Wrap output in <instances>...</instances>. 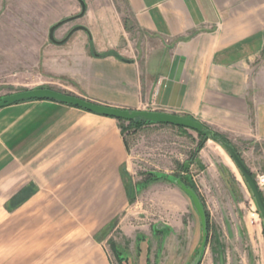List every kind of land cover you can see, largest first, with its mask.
Here are the masks:
<instances>
[{
  "label": "crops",
  "instance_id": "obj_1",
  "mask_svg": "<svg viewBox=\"0 0 264 264\" xmlns=\"http://www.w3.org/2000/svg\"><path fill=\"white\" fill-rule=\"evenodd\" d=\"M5 4L46 27L62 23L54 39L64 43L48 41L68 51L44 66L76 76L78 97L195 120L242 142L245 165L264 175V72L255 64L264 0ZM128 158L115 119L50 100L0 109V264H113L100 221L116 220L136 194Z\"/></svg>",
  "mask_w": 264,
  "mask_h": 264
},
{
  "label": "rangeland",
  "instance_id": "obj_2",
  "mask_svg": "<svg viewBox=\"0 0 264 264\" xmlns=\"http://www.w3.org/2000/svg\"><path fill=\"white\" fill-rule=\"evenodd\" d=\"M6 4L0 9V99L36 89L76 97L83 94L76 76L54 75L44 66L46 62L57 66L62 61L55 57L68 51L66 46H50V27ZM69 30L61 28L56 35L61 38ZM255 64L263 73L264 52ZM255 79L257 83L258 76ZM259 80L264 86V75ZM118 123L136 194L116 220L100 221L101 238L113 264L193 262L202 243L200 220L190 199L176 186L177 179L194 191L206 216V239L198 264H264L260 214L245 181L219 144L173 126L136 128ZM212 133L223 136L248 160L242 142L225 133ZM261 174L252 173L254 179Z\"/></svg>",
  "mask_w": 264,
  "mask_h": 264
},
{
  "label": "water",
  "instance_id": "obj_3",
  "mask_svg": "<svg viewBox=\"0 0 264 264\" xmlns=\"http://www.w3.org/2000/svg\"><path fill=\"white\" fill-rule=\"evenodd\" d=\"M61 25L62 23H58L57 25H54L49 29L48 39L52 43L57 45H61L64 43V41H56L54 39V32ZM78 30H84V29L81 27H77L76 29L71 31L68 36H70L73 32ZM43 100L55 101L70 107H74L86 111L88 113H92L102 117L112 118L115 120H122L125 122H130L135 119H142L156 125H168L173 127H180L187 130H192L198 134L203 135L205 140L210 139L215 141L225 150V152L228 154L233 164L239 171L243 180L245 181L254 199L257 210L260 214L263 224V233H264V199L261 190L258 188L255 179L252 176V173L249 171L243 159L239 156L238 152L231 144L225 143L220 138H215L212 131L205 129L204 125H202L201 123L192 120L190 118L182 117L174 114L154 112V111H136V110L130 111L116 107L104 106L94 103L92 101L82 99L80 97L63 94L49 89L26 90L5 96L0 99V109L24 101H43ZM187 168L188 166L185 165L184 169L186 170ZM175 183L176 186L190 199L193 209L197 213L200 220L202 243L195 255L193 262L191 263V264H198L200 261V257L206 239V216L202 208V205L200 203V200L197 197V195L194 193V191H192L184 183H182L180 179H177Z\"/></svg>",
  "mask_w": 264,
  "mask_h": 264
},
{
  "label": "trees",
  "instance_id": "obj_4",
  "mask_svg": "<svg viewBox=\"0 0 264 264\" xmlns=\"http://www.w3.org/2000/svg\"><path fill=\"white\" fill-rule=\"evenodd\" d=\"M118 122H120V123H127L128 125H130V126H132V127H136V128H141L142 126H145V125H156V124H153V123H151V122H149V121H145V120H142V119H135V120H133V121H130V122H125V121H122V120H117ZM177 128H179V129H183V128H180V127H177ZM122 129V128H121ZM199 136H202L201 134H198ZM215 136V138H218V137H221V139L225 142V143H227L226 141H225V138L223 137V136H217V134H215L214 135ZM201 148H202V145H200V148L197 150V153L201 150ZM237 151V150H236ZM239 156H240V154H239ZM241 157V156H240ZM253 176V175H252ZM253 178H254V176H253ZM262 193V192H261ZM263 235H264V233H263Z\"/></svg>",
  "mask_w": 264,
  "mask_h": 264
},
{
  "label": "built area",
  "instance_id": "obj_5",
  "mask_svg": "<svg viewBox=\"0 0 264 264\" xmlns=\"http://www.w3.org/2000/svg\"><path fill=\"white\" fill-rule=\"evenodd\" d=\"M255 182L261 191L264 190V175H257L255 178Z\"/></svg>",
  "mask_w": 264,
  "mask_h": 264
}]
</instances>
